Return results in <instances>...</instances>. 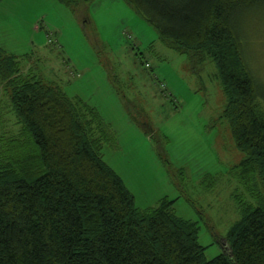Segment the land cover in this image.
Masks as SVG:
<instances>
[{"label":"trees","instance_id":"obj_1","mask_svg":"<svg viewBox=\"0 0 264 264\" xmlns=\"http://www.w3.org/2000/svg\"><path fill=\"white\" fill-rule=\"evenodd\" d=\"M123 1L189 57L191 71L214 65L226 97L220 117L243 154L231 175L250 200L236 198L228 246L207 259L175 199L134 205L101 158L108 129L98 109L69 98L57 77L24 73L0 48V108L10 123L0 132V264H264V85L245 59L247 19L264 14V0Z\"/></svg>","mask_w":264,"mask_h":264},{"label":"rangeland","instance_id":"obj_2","mask_svg":"<svg viewBox=\"0 0 264 264\" xmlns=\"http://www.w3.org/2000/svg\"><path fill=\"white\" fill-rule=\"evenodd\" d=\"M75 1L0 0V48L24 73L58 76L69 98L95 106L108 129L101 158L134 205L175 199V214L196 223L205 257H215L239 217L236 198H250L231 175L243 154L220 117L226 97L214 65L191 71L189 57L123 0ZM246 31L245 59L264 85V14L248 18ZM0 112L3 132L9 116Z\"/></svg>","mask_w":264,"mask_h":264},{"label":"crops","instance_id":"obj_3","mask_svg":"<svg viewBox=\"0 0 264 264\" xmlns=\"http://www.w3.org/2000/svg\"><path fill=\"white\" fill-rule=\"evenodd\" d=\"M92 22V21H91ZM93 23V22H92ZM94 25V24H93ZM36 27V26H35ZM96 37H97V35H96ZM56 77V76H55ZM57 78H58V76H57Z\"/></svg>","mask_w":264,"mask_h":264}]
</instances>
